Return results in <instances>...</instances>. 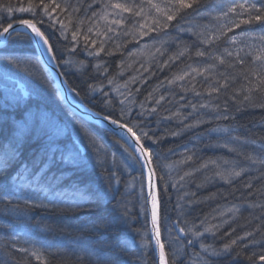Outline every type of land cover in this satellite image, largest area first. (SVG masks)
I'll return each mask as SVG.
<instances>
[{
    "label": "snow or ice",
    "instance_id": "1",
    "mask_svg": "<svg viewBox=\"0 0 264 264\" xmlns=\"http://www.w3.org/2000/svg\"><path fill=\"white\" fill-rule=\"evenodd\" d=\"M0 13L6 14L0 16V43L5 44V47L0 48V68L5 75L11 69L29 72L30 68L38 64V61L33 62L27 56L16 54L18 47L24 44H43L51 58L54 61L57 59L50 35L42 30L46 23L49 30L55 29L59 33L58 40L62 37L69 41L71 46L67 48V52L70 55L81 48L86 57L97 59L93 67L105 77L107 85L90 83L87 90L93 97L96 92H100L105 98L102 103L113 109L115 105L112 101L115 97H111L104 90L105 87L111 86V91L120 97L117 101L120 106L119 114L113 118L110 112L103 116V120L115 126L112 132L119 137L117 143L122 140L127 145L125 151L131 149L127 158L134 159L142 168L148 169L147 196L151 200L159 264H177V260H181L183 264L180 251L176 248L171 249L170 261L165 244L160 239L158 219L161 189L154 187L152 177L156 169L152 166L151 145L146 144L147 141L156 142L157 136L155 132L150 135L151 129L145 121L160 114L162 102L167 100L172 103L171 89H166L168 96L155 95L154 93L159 92L157 87L148 93L145 102L140 103L137 109L131 98L133 92L130 87L138 83L137 78L133 76L123 84L119 83L115 77L108 75L101 54L111 57L119 52L123 55L127 45L131 43L136 51L128 49V55L135 56L148 48L147 42L143 49L139 47L140 41L148 38L152 41L155 53L164 57L167 53L165 46L177 45L179 42L177 51L161 60L158 70L182 59L194 63H188L182 70L162 81L161 85H174L183 92L191 90L197 97L206 93L209 102L199 106L191 103L181 105L192 109L188 113H182L179 109H165L168 114L162 116L161 121L177 120L182 128V131H172L170 134L181 136L184 132L211 123L210 120L193 116L199 109L212 107L217 121L235 120L236 117L229 112V100L234 103L237 112L248 107L264 109V0H89L87 3L85 0H16L15 4L11 0H0ZM15 13H26L29 18L15 17ZM255 26L262 30L254 31ZM237 29L240 31L237 32ZM182 33L194 37L190 44L181 40ZM221 41L226 46L218 48ZM14 45L17 47H13ZM60 59L65 66L72 64V60L64 59L63 55ZM119 67L124 68L123 60ZM86 68L84 61H79L78 70ZM141 68L149 72V75H155L151 71V63L148 66L141 64ZM197 78H200L201 91L196 89ZM141 80L147 82L142 74ZM72 91L80 95L75 88ZM136 92H139V87ZM222 94H230L226 95L222 106L211 103L213 96L218 100ZM180 99L185 100V96L181 95ZM152 102L153 106H145ZM16 110H19V115L11 120V134L5 145L6 150L0 153V172L8 171L18 164L9 177L10 183L0 184V203L3 204L5 214L23 212L30 215L36 209L55 211L62 205L68 209L103 208L98 220L90 224L91 231L96 234L93 243L84 245L77 241L75 246L65 249L64 254L71 253L75 257L73 264H85V261L87 264H127L124 253L130 251L128 241L124 234H117V230L127 225L130 209L120 192L119 175L110 166V162L115 164V153L108 152L102 139L86 127V122L76 126L74 121L66 120L55 109L43 103L39 91H36L33 98L31 91L17 89L9 97L5 88L0 96V112ZM190 117L193 122L185 123ZM157 123L159 125V121ZM211 131L225 134L226 142L220 146L235 153L236 159L204 161L198 168L185 171L180 180L193 177L201 169H208L209 165L213 166V177H219L229 185L244 179L246 182L242 198L245 193L252 198L247 207L259 209L261 216L258 219H264V138L260 139L259 152L253 153L245 148L257 141L232 135L238 131L236 128H213ZM129 138L133 141L131 144H128ZM28 146H32L31 155L22 159ZM193 156L194 153L185 160L191 161ZM93 169L100 171L102 183L97 184L86 178ZM253 170L259 173L254 178L255 183L251 175ZM213 177L205 176L197 184V188L203 187ZM159 179L163 180L164 177L160 176ZM167 187L165 185L162 190L166 192ZM20 188L25 191H18ZM143 192L144 185L141 186V193ZM185 195L190 197L189 203L195 202V192ZM227 211L235 216L241 209L233 205ZM218 214L225 215L223 212ZM212 219H216V216ZM181 223L184 224L183 227L180 226ZM188 223L178 218L173 227L178 232V238L182 234V238L186 240L185 247H192L194 244L199 246L203 253L199 264H212L214 259L234 252L239 255L235 247L238 241L254 235L253 232H245L242 236L231 238L235 229H230L222 234L230 239L217 248L213 244L203 243L202 238L211 234L215 239L220 232V225L210 224L207 217L199 225L193 222L188 227ZM222 223L227 224L229 221L224 220ZM256 231L264 233V229L260 227ZM29 243L30 247L16 248L13 242L10 247L42 264H50L45 257L46 252L51 254L50 246L36 247L35 242ZM249 243L254 245L257 241L250 240L243 247H247ZM253 257L264 261V252L258 256L253 253L247 259L252 260ZM0 264L8 262L0 261Z\"/></svg>",
    "mask_w": 264,
    "mask_h": 264
},
{
    "label": "trees",
    "instance_id": "2",
    "mask_svg": "<svg viewBox=\"0 0 264 264\" xmlns=\"http://www.w3.org/2000/svg\"><path fill=\"white\" fill-rule=\"evenodd\" d=\"M11 2L15 4L16 0H11ZM85 2L87 3L89 0H85ZM5 15L4 13H0V16ZM15 17L29 18L26 13H15ZM65 23H67V20H65ZM193 23L208 22L193 21ZM42 30H45L46 34L50 35V42H53L55 45L59 65H61L60 67L71 88H75L76 91L80 93V95H76V92H73L74 95L95 110L106 115L111 112L113 118H116L120 110V106L117 103L120 97H118L114 91H111V86L105 87L104 90L109 92L111 97H115L112 101L113 105H115L114 109L102 103V100L105 98L100 92H96L95 97H93V94L89 93L87 90V85L90 83L98 86L101 84L107 85L105 77L97 73L93 67L97 59L86 57V54L81 51V48H77L76 53L70 55L67 52V48L71 46L69 41H65L62 37L58 40L59 33L56 32L55 29L49 30L47 23ZM261 30L259 26L254 27V31L256 32ZM236 31L239 32L240 30L237 29ZM229 35H231V33ZM193 39L194 37H190L187 34H181V40L185 43L190 44ZM145 42L148 43L147 49H143ZM178 44L172 46L166 45L167 53L164 57L155 53L152 47V41L148 40V38H144L140 41L139 47L143 50L135 56L128 55V49L136 51L131 43L127 45L123 55L119 52L111 57L101 54L110 77H115L121 84L130 77L135 76L137 78L138 83L130 86L133 92L131 98L135 101L137 109L140 103L145 102L148 93L153 92L157 87H159V92L154 93L155 95L165 94L168 96L169 93L166 89H171L172 103H168L167 100L162 102L160 114L150 117L145 121L149 129H151L150 135L155 132L157 136L156 142L147 141L146 144H150L152 148V158L159 180V188L161 189V210L167 212L166 217L164 216L165 219L161 214L163 239L167 244L168 231H171L172 235L178 238V235L175 233V228L173 227V224L178 218L181 221H188V227H191L193 222L199 225L200 221L207 217L210 224L220 225V232L216 234L215 239L212 238L211 234H206L205 237L202 238L205 244H213L217 248L221 247L223 243L230 239L222 234L233 228L235 231L232 233L231 238L242 236L245 232L254 233L253 237H248L244 241H238V245L235 247L239 255L234 252L232 255L214 259L212 264H264V261H260L256 257H253L252 260L247 259V257L252 256L253 253H256L258 256L261 252H264V233L256 231L257 227L264 229V219H258V217L261 216L259 209H250L247 207L252 198L247 197L246 193L242 198L243 185L246 181L241 179L240 182L229 185L225 181L220 180L219 177H213L212 165H209L208 169H201V171L196 172L193 177H185L184 181L180 180V177L183 176L185 171L198 168L204 161H220L224 159L234 161L236 159L235 153H231L228 149L220 146L226 142L225 134L212 132L211 129L213 128H236L238 131L232 133V135H239L242 138H247L249 140L255 139L257 141L255 144L246 146L245 150L258 153L260 150V139L264 138V109L248 107L247 109L237 112L234 103L229 100V112L236 117L235 120L217 121L214 119L215 111L212 107L199 109L198 112L193 113V116L198 119L210 120L212 122L184 132L181 136H172L170 134L172 131H182V128L177 120L161 121L160 118L168 114L165 109H171L172 111L179 109L182 113H188L191 112L192 109L189 107H181V105L191 103L199 106L201 103L209 102L206 93L197 97L191 90L183 92L179 87L174 85H161V82L165 81L166 78H169L173 73L179 72L188 63H194V61L182 59L163 70H158V65L161 60L166 59L167 55L176 52ZM224 46L226 45H224L223 41L217 45L218 48H223ZM13 47L17 46L14 45ZM16 54L22 57L27 56L33 60V62L38 61L36 67L30 68L29 72L22 71L26 74L25 82L27 83L28 90L32 92L33 98H35L36 91H39L43 103L55 109L56 112L66 120L74 121L76 126L81 122H86V127L94 131L102 139L108 152L115 153V164H111L110 162V166L119 175L121 181L120 192L122 197L127 200L130 209L127 225L117 230V234L122 233L125 235L130 248V251L124 253V259L127 261V264H155L152 244L149 237L145 189L144 192L141 193V186L144 185V175L140 163L132 159L136 163L133 169L125 168L119 162V159L123 157L129 159L127 157L131 151L129 149L125 151L126 146L124 143H122V141L117 143L119 138L114 136L110 131L87 121L79 115L74 114L69 109L59 97L52 77L39 62L33 44L19 46ZM61 55H63L64 59H71L72 64L65 66L63 60L60 59ZM121 60L124 61L123 69L119 67ZM79 61H84L87 65L85 70H78ZM149 63L152 64L151 71L154 72L155 75H149V72L141 68V64L148 66ZM141 74L143 77L147 78L146 83L141 80ZM197 81L196 89L197 91H201L200 78H197ZM137 87H139V92H136ZM181 95L185 96V100L180 99ZM226 95L230 94H222L218 100L213 96L211 98V103L221 104L222 106ZM153 103L154 102L146 103L145 106L151 107ZM14 113H19V110H16ZM158 121L159 125L157 123ZM189 122H193L191 117L188 121H185V123ZM31 151L32 146L26 147L22 159L29 158ZM193 153V160L186 161L185 158ZM17 167L18 164L13 165L8 171L0 172V184H9V177ZM251 175L255 183L254 178L259 175V173L253 170ZM160 176H163L164 179L160 180ZM205 176L213 178L198 189L197 184H200ZM86 178L97 184L103 182L98 169L90 170ZM165 185L168 186L166 192L162 190ZM181 185H183V187H181ZM18 191H25V189L20 188ZM192 192L196 193L195 202L189 203L190 197L186 196L185 193ZM166 200L169 201V208L165 205ZM233 205L241 209L235 216L227 211V209ZM103 211V208L68 209L62 205L55 211H42L36 209L27 216H24L22 212L6 215L3 210V204L0 203V261H7L8 264H28V262L42 264L41 261H36L34 258L26 257L23 253L16 252L14 249H11L10 246L13 242H15L16 248L30 247L31 245L29 242H35L36 246L38 236L44 234V231H48L52 235L49 236L50 240L46 243L45 247L50 246L51 254L46 252V259L50 261V264H73L75 259L70 257L71 253L67 255L63 253V241L61 240L59 242V239H63L62 237L64 234V236H66L64 238H67L72 246H75L77 241L83 242L84 245L93 243V238L96 234L91 231L90 224L92 221H97ZM220 212L225 213V215L220 216L218 214ZM213 216H216V219L213 220ZM224 220H228L229 223H222ZM15 224L18 226L16 233L14 232L15 227H13ZM37 224L42 225L38 226ZM180 226L183 227L184 224L181 223ZM38 232H40V234H38ZM34 236H36V239ZM5 239H8L9 248L7 250L5 249V255L3 257L1 252ZM181 239L183 238H179V240ZM253 239L257 241L256 244L253 245L249 243L247 247H243L244 244ZM215 240L218 242L214 243L213 241ZM184 241L186 242V240ZM174 248L178 249L177 247ZM179 250L181 251V249ZM184 251L189 254V257L183 260V264H199V258L203 257V253L196 244L192 247H187ZM8 252L12 255L11 260L7 258V255H10L7 254ZM167 252L171 259V249L168 248ZM131 255L132 257H130ZM85 264H87L86 261ZM177 264H181V260H177Z\"/></svg>",
    "mask_w": 264,
    "mask_h": 264
},
{
    "label": "water",
    "instance_id": "3",
    "mask_svg": "<svg viewBox=\"0 0 264 264\" xmlns=\"http://www.w3.org/2000/svg\"><path fill=\"white\" fill-rule=\"evenodd\" d=\"M5 44L0 43V48H3ZM35 49L37 51L38 57L44 68L47 70V72L51 75L55 82V86L58 89V94L63 99V101L67 104V106L76 114L79 116L85 118L86 120L98 125L99 127H102L110 132H112V129L115 127L114 125H111L110 122L103 120V116L106 114L101 113L100 111H97L90 107L89 105L79 101L72 95L71 87L65 78L63 72L61 71L60 67H58L57 59L54 61L51 58V55L47 54L46 51H44L43 44L36 45L34 44ZM113 133V132H112ZM127 136V134H124ZM133 141L129 138L128 144H131ZM152 166L155 168L153 160H152ZM144 173V180H145V192H146V207L148 212V226H149V237L151 240V244L153 246V250L155 253V258L157 264H159V247L156 244V234L152 223V216H151V200L150 197L147 196V168H142ZM153 183L154 187L158 188V178L157 173L155 172L153 177ZM159 232H160V239L162 240V234H161V228H160V199H159ZM182 236V234H181Z\"/></svg>",
    "mask_w": 264,
    "mask_h": 264
},
{
    "label": "bare ground",
    "instance_id": "4",
    "mask_svg": "<svg viewBox=\"0 0 264 264\" xmlns=\"http://www.w3.org/2000/svg\"><path fill=\"white\" fill-rule=\"evenodd\" d=\"M44 46V45H43ZM44 51H46V53L49 55V53L47 52V50H46V47L44 46ZM70 109V108H69ZM71 110V109H70ZM72 111V110H71ZM73 112V111H72ZM74 113V112H73ZM74 114H76V113H74ZM17 115H19V113H14V112H11V111H9V112H3V113H0V153H2V152H4L6 149H5V145L7 144V142H8V138H9V136H10V134H11V120L13 119V118H15V116H17ZM76 115H78V114H76ZM108 131V130H107ZM112 133V132H111ZM113 134V133H112ZM119 138V137H118ZM122 141V140H121ZM122 143H124L123 141H122ZM125 145V144H124ZM126 147H127V145H125ZM129 150L131 151V149L129 148ZM152 160H153V158H152ZM154 163V162H153ZM141 165V164H140ZM142 171H143V169H142ZM157 173V172H156ZM143 175H144V173H143ZM157 178H158V176H157ZM145 179V178H144ZM160 186H159V180H158V189H160L159 188ZM145 196H146V192H145ZM159 199H161V196H160V191H159ZM165 199H167V198H165ZM168 208H169V206H170V204H169V201L168 200H166V204H165ZM146 211H147V208H146ZM22 214L24 215V216H27L26 214H24L23 212H22ZM161 214H162V217L164 218V216L166 217V215H167V212H165V211H163V210H161V202H160V228H161V234H162V227H161ZM147 217H148V212H147ZM165 219V218H164ZM172 221H173V218H172ZM164 223H165V221H164ZM38 226H41L42 224H37ZM13 227H15V229H14V232L16 233L17 232V229H18V226L15 224V225H13ZM149 227V226H148ZM175 233L178 235V232H177V230L175 229ZM38 234H40V232H38ZM50 235H52L50 232H45L44 231V234H40L39 236H38V238H37V245L36 246H38V247H41V246H45L46 245V243L50 240V238H49V236ZM171 236H172V232L171 231H168V235H167V237H168V243L166 244L165 243V241H164V239H163V235H162V240H163V243L165 244V250H166V252H167V249L168 248H170V249H172V248H174V247H177V246H174V245H172L169 241H170V238H171ZM64 237H66V236H64V234H63V239H59V242L62 240L63 242H62V246H63V248L64 249H67V248H69V246H72L70 243H69V241H68V239L67 238H64ZM34 238L36 239V236H34ZM180 238H182V236L180 237ZM9 239V238H8ZM8 239H5V242L3 243V245H2V252H1V255H3V257H4V255H5V249L7 250L8 248H9V242H8ZM179 239V238H178ZM151 241V240H150ZM214 243L215 242H218V241H213ZM177 245H179L177 248H179V249H181V251H180V256L182 257V259L183 260H185V259H188V257H189V254L187 253V252H185L184 251V249H187V247H185V245H186V242L183 240V239H181V240H179V244H177ZM168 247V248H167ZM64 249H63V253H64ZM10 252V251H9ZM7 253V254H10V253ZM152 252H153V255H154V262H155V264H157V262H156V258H155V253H154V250H153V246H152ZM70 257H72V259H75V257L74 256H70ZM130 257H132V255L130 256ZM7 258H8V260H11L12 259V255L10 254V255H7ZM132 259V258H131ZM169 259H170V256H169ZM170 261H171V259H170ZM28 264H35V262H28Z\"/></svg>",
    "mask_w": 264,
    "mask_h": 264
},
{
    "label": "rangeland",
    "instance_id": "5",
    "mask_svg": "<svg viewBox=\"0 0 264 264\" xmlns=\"http://www.w3.org/2000/svg\"><path fill=\"white\" fill-rule=\"evenodd\" d=\"M26 74L21 70L11 69L7 75L4 74L3 69L0 68V96L3 95L5 88L8 90V95L11 97L15 94L17 89H27V83L25 82ZM119 162L125 168L133 169V166L136 165L134 160L132 159H125L124 157L119 159ZM174 246H179V239L176 238L175 235H172L169 241ZM179 249V248H178Z\"/></svg>",
    "mask_w": 264,
    "mask_h": 264
}]
</instances>
